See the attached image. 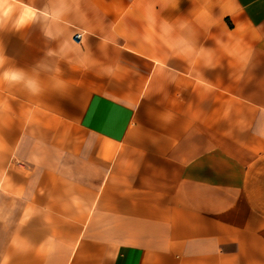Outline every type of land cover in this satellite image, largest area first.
Wrapping results in <instances>:
<instances>
[{
	"label": "crops",
	"instance_id": "0c3cea01",
	"mask_svg": "<svg viewBox=\"0 0 264 264\" xmlns=\"http://www.w3.org/2000/svg\"><path fill=\"white\" fill-rule=\"evenodd\" d=\"M0 26L6 67L52 69L0 84V264H264V0H0Z\"/></svg>",
	"mask_w": 264,
	"mask_h": 264
},
{
	"label": "clouds",
	"instance_id": "9594fccd",
	"mask_svg": "<svg viewBox=\"0 0 264 264\" xmlns=\"http://www.w3.org/2000/svg\"><path fill=\"white\" fill-rule=\"evenodd\" d=\"M4 7L7 8L8 5L5 4ZM45 35L48 36L47 32H45ZM50 54L51 52L48 53V55ZM6 64H8V58L4 55L2 47H0V84L9 87L20 86L32 95H37L42 91L41 73L52 71L43 61L38 62L31 71L18 66L6 67Z\"/></svg>",
	"mask_w": 264,
	"mask_h": 264
},
{
	"label": "built area",
	"instance_id": "2783aa9c",
	"mask_svg": "<svg viewBox=\"0 0 264 264\" xmlns=\"http://www.w3.org/2000/svg\"><path fill=\"white\" fill-rule=\"evenodd\" d=\"M81 36H82V34L79 33V32H77V33L74 35V38H75L76 40H80V39H81Z\"/></svg>",
	"mask_w": 264,
	"mask_h": 264
}]
</instances>
